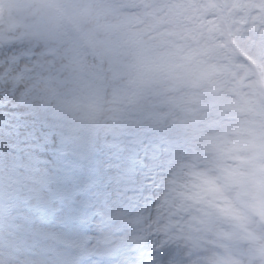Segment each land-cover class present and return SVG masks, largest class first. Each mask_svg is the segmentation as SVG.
<instances>
[{
  "label": "rangeland",
  "instance_id": "1",
  "mask_svg": "<svg viewBox=\"0 0 264 264\" xmlns=\"http://www.w3.org/2000/svg\"><path fill=\"white\" fill-rule=\"evenodd\" d=\"M120 2L121 0H92L91 8L97 7V9L93 11L94 14L81 20L83 36L94 43L95 55L99 57L98 52H106L120 71L118 86L114 89L111 74L105 67L106 63L96 61L104 72L98 74V81L96 80L95 83L100 103L96 112L99 127L95 128L94 132L98 133L100 139L107 137L138 146L139 158L147 168L137 169L142 174L132 183L111 186L112 195L106 207L115 220L113 224L106 219L99 221L97 225L99 239L90 247L89 257L98 254L105 261H114L123 249L124 238L132 237L134 230L143 226L139 215L143 207L150 213L149 222L156 228L155 232L163 243L168 256L167 261L173 255L179 254L180 264H187L194 256L188 249L180 250L174 241L169 240L178 235L185 241L188 236L187 230L178 232L166 228L175 222L171 212L172 207L181 206V213L185 215L183 223L187 224L191 215H197L191 206L196 205L203 210L208 197L211 196L214 199L213 227L221 229L222 233L230 228L241 227V220L237 216L240 208L235 203L236 191L230 189L231 173L245 171L247 167L264 170V154L255 152V145L251 143V128L242 122L236 121L232 125L214 118L222 116L223 106L215 105L216 112L211 106L214 94L219 89L236 84L241 87L242 98L232 100L228 103L227 109L237 114L244 110H253L257 99L253 91L248 88L254 90V86L249 83V78H246L243 84L240 82L242 75L247 73L246 62L242 56L254 57L256 60L261 58L259 52L248 43L243 34L249 28L244 26L245 19L233 0H228V5L224 9L230 40L224 36L219 22L213 19L212 5L200 17L202 8L194 5L192 9H188L184 0H144L141 5L137 4L136 0H123L121 6L126 5L139 14L146 10L148 23L155 27L165 14L167 20L162 27L171 26L166 34L168 46L171 48L183 43L180 50L161 62L144 60L139 56L133 59V50L139 46V42L135 41L133 36L125 38L122 29L117 28L119 21H123L126 17V14L119 9ZM164 7H168L166 13H163ZM156 11L160 13V20L156 19ZM182 14L186 16L182 17ZM26 26L29 27V24ZM130 33L134 34V32ZM58 36V38L53 35L48 36L52 38L50 40L54 51L60 50L63 45L59 33ZM2 52L5 54L3 59L7 60L5 47L0 48V53ZM56 56L59 59L56 62L57 69L54 70L55 75L58 74L55 79H60L62 72L67 71L61 65V62L66 60V55L60 53ZM200 60H202L201 65L197 66ZM2 73L10 74V71H5L0 66V78ZM22 75L20 74L19 77L21 78ZM155 79H162L159 88L155 86ZM117 89L125 101V110L122 113H119L115 107L112 110V106H109V99L113 101L116 99L111 94L117 93ZM25 98H28L27 94ZM67 109L69 111L65 114L71 116L72 107L68 106ZM186 127L188 136L182 140V131ZM180 142L190 146L186 148L185 162L169 157ZM152 171L156 173L154 182L157 189L163 184L168 185L167 200L158 192L159 190L153 193V186L145 184L146 177ZM165 174L168 177L162 178ZM17 180L22 190L23 181ZM197 193H201L204 198L194 201ZM153 194L154 197L151 198ZM127 199H135L134 213L129 211L131 216L127 219L132 216L135 218L125 221L122 228L124 214L121 208L129 210V207L124 205L130 203ZM8 202L9 206L4 214L3 210H0V225L5 224V228L2 229L4 234L15 235L14 241L7 236L8 245L12 241L18 243L28 240L30 243H36L40 240L38 233L18 223L17 217L12 215L17 214L18 200L12 199L11 194H8ZM224 223L227 224V228L223 227ZM7 228L11 232L6 233ZM121 229H123L122 233ZM147 232L149 227L145 230L146 235ZM42 233L59 245L57 249L42 247L41 250L47 258L55 256L70 258L68 250L63 246L68 245L72 248L76 246L75 233L55 231L49 226H45ZM212 237L219 236L213 231ZM86 239L88 242L87 237Z\"/></svg>",
  "mask_w": 264,
  "mask_h": 264
},
{
  "label": "snow or ice",
  "instance_id": "2",
  "mask_svg": "<svg viewBox=\"0 0 264 264\" xmlns=\"http://www.w3.org/2000/svg\"><path fill=\"white\" fill-rule=\"evenodd\" d=\"M139 156L131 142L106 137L89 150L57 125L29 119L9 105L0 111V169L23 181L17 221L38 233L44 244L49 237L42 230L53 226L87 237L91 247L99 239L97 225L111 186L132 183L142 174L137 169L147 168ZM81 264L103 260L84 257Z\"/></svg>",
  "mask_w": 264,
  "mask_h": 264
}]
</instances>
